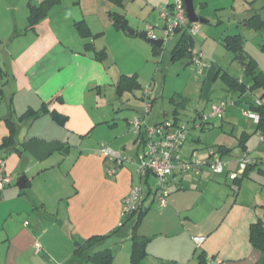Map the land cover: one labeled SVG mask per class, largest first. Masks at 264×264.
Segmentation results:
<instances>
[{"label":"crops","instance_id":"0c3cea01","mask_svg":"<svg viewBox=\"0 0 264 264\" xmlns=\"http://www.w3.org/2000/svg\"><path fill=\"white\" fill-rule=\"evenodd\" d=\"M30 1L38 6L45 0H0V143L8 135L4 116L11 113L17 125L14 148L0 152L11 179L0 192V247H7V258H0V264H69L75 243L96 236L105 238L87 250L90 264H103L108 254L111 264H131L137 215L122 220L120 211L123 198L137 183L136 170L123 164L115 175L107 176L110 162L88 140L97 126L115 125V118L114 123L106 121L111 113L93 112L102 91L115 85L114 73L94 54L110 48L112 38L135 36L136 31L130 35L115 29L108 18L110 10L101 11L110 6L105 0H62L39 19L34 30H28ZM170 4L158 1L153 6ZM78 21H85L96 37H80L74 27ZM176 34L177 43L181 33ZM27 111L38 115L22 117ZM199 112L203 111L195 110V115ZM160 116L150 111L145 120L155 124L168 117ZM219 119L224 116L215 120ZM192 131L181 149L183 157L193 155L194 144L200 141ZM71 148L76 152L69 160ZM243 154L240 151L239 157ZM204 172L208 173L205 169L170 177L164 208L147 194L135 228L136 236L148 239L146 255L138 264H200L199 255L206 264L264 263V254L249 241L250 225L260 220L264 226V179L249 184L242 178L237 184L225 173V190L206 196L197 188L207 182ZM20 178L24 188L16 183L12 187L14 179ZM55 227L63 231L70 249L58 260L52 258L45 241ZM193 237L204 238L200 247ZM35 243L41 246L38 254Z\"/></svg>","mask_w":264,"mask_h":264},{"label":"rangeland","instance_id":"374dc122","mask_svg":"<svg viewBox=\"0 0 264 264\" xmlns=\"http://www.w3.org/2000/svg\"><path fill=\"white\" fill-rule=\"evenodd\" d=\"M158 1L167 0H125L122 6L106 1L110 3V6L107 4L101 10L105 14L109 10L122 14L127 20V29L136 31V35L124 34L121 39L107 40L110 42V48L106 49L105 65L111 73H114L115 85L106 87V93L102 91L99 104L94 105L93 112L98 111L100 115L106 112L111 113L106 121L115 122V125L112 128L106 124L97 126L88 141L92 146L99 147L100 144H104L114 153H119L121 157L127 159L125 164L133 171L136 170L133 164L140 145L138 141L134 142L135 133L127 125L125 118L131 119L143 112L144 103L141 100L143 89L149 87L151 99H155L151 113L161 116L167 114L168 118H171L175 109L174 102L185 99L186 107L179 110L177 117L179 121L187 122V125L191 127V121L196 114L195 110L205 111L208 105L220 100H237L241 94L240 90L231 87L229 80L237 79L248 89L251 88V78L244 71L243 62L252 59L257 71L264 74V51L262 50L264 34L246 26L247 20L254 12H258L264 18V0H192L196 15L209 22L197 23L198 32H200L193 36L192 59L196 57V52L202 53L201 61L205 63V69L202 72H198L196 66L185 56L173 55L178 34L165 38L158 13L165 5L153 6ZM148 26L153 27V33L158 39H164L160 49L154 48V45L149 42L152 39H143L138 36L139 33L146 32L145 29ZM230 36H239L241 39L243 58H237L238 55L228 50L224 41H221ZM121 75L136 76L141 89L126 90L117 94L116 84ZM258 94L259 92L253 95L246 93L243 97L253 100ZM248 110L243 98L241 102L226 107L223 120H214L203 132L192 131V136L200 139L199 143L194 144L193 159L195 160H206L207 155L214 151L216 145L224 144L231 149L230 155L223 158L226 165L222 175H214L206 168L201 170L208 171V173L204 172L207 182L197 188L206 196L210 191L218 193L225 190L224 175L227 170L235 171L238 177L241 176L237 157L242 151L238 145L242 135H245L246 139L248 160L257 163L249 169L243 181L250 184L253 180L257 183L258 180L264 179L259 171V169L264 171V142H259L257 133H255V122L244 116L243 113ZM112 118H115L114 122ZM104 137L109 140H104ZM101 139L103 140L99 143ZM75 152L76 149L71 148V154L66 157L70 160ZM110 168L118 170L111 163ZM189 174L192 175V172ZM15 183L16 179L12 187H15ZM148 183L154 186L153 176L149 177ZM143 189L147 190L145 184H143ZM191 189L194 190V188ZM132 223L133 220L128 221L125 229L128 230ZM45 241L52 258L56 260L67 256L70 252L67 245L68 240L58 227L48 233ZM6 249L7 247H0V258H7ZM69 264L74 263L70 261Z\"/></svg>","mask_w":264,"mask_h":264},{"label":"built area","instance_id":"2783aa9c","mask_svg":"<svg viewBox=\"0 0 264 264\" xmlns=\"http://www.w3.org/2000/svg\"><path fill=\"white\" fill-rule=\"evenodd\" d=\"M159 19L162 22V30L165 38L176 34L177 31L185 32L193 37L198 32L197 23H191L186 15L185 5L183 0H173L170 6L162 7L159 11ZM146 37L152 40H157L153 33V27L148 26L146 29ZM164 42V39H161ZM193 55V50H192ZM202 53L196 52V57L192 59V63L202 72L205 69V63L201 61ZM146 87L142 90L141 100L144 103L142 116H136L127 120L128 126L134 131L137 136V141L140 145V150L135 154V167L137 183L133 184L128 194L123 198L121 203L120 217L125 219L132 214L143 210L145 198L150 195L159 208H164L167 205L169 196V179L175 173H198L203 168L208 169L214 175L223 174L225 172L226 162L213 155L210 159L195 160L193 155L183 157L181 149L184 143L188 140L192 130H200L202 127L211 124L215 119L221 118L226 107L234 104L233 100H220L211 103L206 111L199 112L191 121L192 126L189 127L187 122L175 121L173 118H166L159 123H148L145 118L149 115L152 108L150 91ZM255 104H259V100L255 99ZM245 117L255 122H258V115L254 112H244ZM259 142H264V132H258ZM99 152L104 158L112 163L114 167H121L126 163L127 159L121 157L119 153H114L106 145L99 146ZM247 154H243L239 159V173L246 169L252 163L248 160ZM230 181L236 180L238 173L235 171H226ZM116 169L107 168V176H113ZM153 176L155 180L154 186L148 183L149 177ZM11 179L5 172V158L0 157V192L8 185ZM143 184L147 190L144 191ZM26 224V223H25ZM193 243L196 247H200L204 242L203 237H193ZM34 252L38 254L41 250L39 243L34 244ZM209 264H218L210 262Z\"/></svg>","mask_w":264,"mask_h":264},{"label":"trees","instance_id":"16d2710c","mask_svg":"<svg viewBox=\"0 0 264 264\" xmlns=\"http://www.w3.org/2000/svg\"><path fill=\"white\" fill-rule=\"evenodd\" d=\"M62 0H45L40 5L36 6L31 1L28 3V30H34L36 24L38 23L39 19L42 18L47 11L60 4ZM78 1V0H77ZM108 2H111L115 5L122 6L123 2L125 0H106ZM170 6V5H167ZM264 7V6H263ZM108 18L112 22V25L115 29L120 30L124 33H127V20L122 14L115 13V12H109ZM246 26L256 29L257 31L264 34V18H262L258 12H255L251 15V17L247 20ZM75 30L77 31L78 35L82 38L88 39L96 36H92L90 33V30L88 28V25L85 21H78L74 23ZM176 33H181V37L179 41L175 44V48L173 51V55H183L187 58L189 57L190 60H192V50L194 48V40L193 37L187 35L185 32L177 31ZM221 41H224L225 47L233 52L235 55H238V57L243 58V50H242V42L239 36H230L226 39L223 38ZM163 45V44H162ZM162 47V46H161ZM161 47H155L156 49H160ZM262 50L264 51V43L262 45ZM94 58L99 61L103 62L107 58V52L105 49H102L98 52H95ZM192 62V61H191ZM244 71L247 75L251 78V88L248 89L246 86L243 85L242 82L239 80L231 79L229 80V85L231 87H234L236 89L240 90V95L237 98L236 101H234V104H237L242 101L244 98L245 103L248 106V111L254 112L258 115V122L255 124V133L258 132H264V74L262 72H258L256 69V64L252 59H248L246 62H243ZM0 70V75H1ZM141 89V86L137 83L136 76H125L122 75L119 77L118 82L116 84V92L117 94L122 93L123 91H132L134 89ZM259 92L258 95L255 96V99L259 100V104H255V99H245L243 95L246 93H249L250 95H253L254 93ZM152 104L154 103L155 99H151ZM175 109L173 110L171 114V118H173L175 121H179V117H177L179 110H183L186 107L187 101L185 99H180L174 102ZM45 112V110L43 111ZM38 113L27 111L22 117L29 118V117H35ZM52 117L55 119H59L58 115L55 113H51ZM22 117L20 119H22ZM168 118V117H167ZM7 128H8V135L4 137L0 143V152H8L12 150L15 146V140H16V133H17V125L11 115V113L6 114L3 118ZM65 121L64 118L60 119V123L63 124ZM208 129V125L202 127L200 129L201 132ZM245 135H242V137L239 139L238 145L240 146L241 150L246 153V142H245ZM231 153V149L226 147L224 144L216 145L214 147V152L207 158L210 159L213 155H217L219 158L223 160L224 157L229 156ZM1 157V156H0ZM4 158V157H3ZM240 158V157H239ZM238 158V159H239ZM256 166V163L250 164L246 167V169L242 172L241 178H238L236 180H233V182H239L242 178L246 177L248 175V171L250 168ZM230 171V170H227ZM259 171L264 175V171L259 169ZM227 173V172H226ZM262 187L264 188V183L262 184ZM144 211H140L138 213L132 214L137 215V219L133 226V233H132V243H131V254H130V261L131 264H138L146 255L145 253V244L148 241V239H143L135 235V228L137 227L139 220L142 216ZM129 216V217H130ZM128 218V217H127ZM126 219V218H125ZM123 219V220H125ZM122 226V224H121ZM105 237H91L83 242H76L75 248L72 252V260L74 264H90L89 263V256H87V250L91 248L94 244L97 242L103 240ZM249 241L251 245L260 250L264 254V226L260 220L250 225L249 229ZM199 258L201 261L200 264H206V260L202 259V255H199ZM264 261V255L262 257ZM112 255L108 254L102 258L103 264H111Z\"/></svg>","mask_w":264,"mask_h":264},{"label":"water","instance_id":"95a60500","mask_svg":"<svg viewBox=\"0 0 264 264\" xmlns=\"http://www.w3.org/2000/svg\"><path fill=\"white\" fill-rule=\"evenodd\" d=\"M184 5H185V10H186V15L189 19V21L191 23H204V20L199 18L195 11H194V7H193V2L192 0H183ZM128 34L130 35H134V31L132 30H127ZM139 37L143 38V39H147L146 37V33L142 32L138 34ZM149 42L154 45L155 47H161L163 44V41L161 39L158 40H149ZM188 58V57H187ZM66 153V151H65ZM16 186L19 189H23L24 188V179L20 178L17 182H16ZM264 264V263H263Z\"/></svg>","mask_w":264,"mask_h":264}]
</instances>
